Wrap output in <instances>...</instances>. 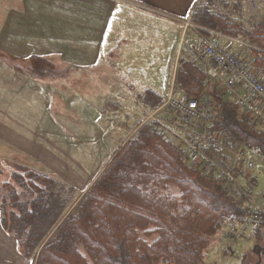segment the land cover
Wrapping results in <instances>:
<instances>
[{
	"label": "trees",
	"instance_id": "16d2710c",
	"mask_svg": "<svg viewBox=\"0 0 264 264\" xmlns=\"http://www.w3.org/2000/svg\"><path fill=\"white\" fill-rule=\"evenodd\" d=\"M215 5L200 1L187 18L225 37L247 36V44L264 48V23L240 28L229 12ZM252 47L246 49L254 58L252 66L264 70V59ZM196 62L182 59L177 68L175 89L183 99L197 97L208 85L206 71ZM39 65L33 68L42 69ZM4 84L0 75V88ZM208 88L214 115L210 133L231 150L243 145L255 163L256 158L264 159L261 122H253L251 114L239 115L234 95L227 92L231 100L226 98L220 84ZM145 97L154 103L152 94ZM8 131L6 122L1 123L4 149ZM169 131L153 120L142 124L70 212L58 183L18 159L13 165L24 171L10 176L17 186L10 188L3 181L0 187L9 200V206L3 205L10 209L6 213L3 207L0 219L10 242L0 231V262L12 257V264H201L212 239L220 235L223 220L245 224L251 199L257 198L252 190L257 186L255 168L236 174L237 185H225L215 176L207 179L201 159L176 137L170 139ZM170 188L173 196L167 193ZM33 194L37 197L32 199ZM261 202L255 240L264 228Z\"/></svg>",
	"mask_w": 264,
	"mask_h": 264
},
{
	"label": "crops",
	"instance_id": "0c3cea01",
	"mask_svg": "<svg viewBox=\"0 0 264 264\" xmlns=\"http://www.w3.org/2000/svg\"><path fill=\"white\" fill-rule=\"evenodd\" d=\"M198 1L101 0L99 5L94 4L83 7L86 13H79L78 10L72 9L74 17L79 18L80 16V21H72V27L76 26L71 29L70 33L72 51L66 55V58L70 59V68L65 69L61 73L66 78H69V82L64 81L59 88H56V90L62 91L64 95L62 97L55 96V100L59 103V101L65 102L69 99L72 122L78 127V131H75L74 134L77 136L86 135L89 138L88 141L92 144L91 151L93 155H95V150L101 151V149L97 148L98 146L105 145L107 141L111 140L110 136L112 134H117L115 130L118 132L122 127L128 126L130 119L123 112L127 109L125 95L128 93V87H131V92L133 93H135V88L126 79L137 80L144 78L150 80L153 73L160 71L159 67L161 69L163 67V73L165 70L166 92L162 93L156 86H152L151 82L138 83L140 89L136 93L141 95H138L136 100L144 104L146 114L144 113L143 115L146 117L135 119L133 125H137V128L151 118V120L172 131L171 126H174V123L171 116L173 115L169 111H165L163 102L170 93L181 95L175 89L177 68L180 60L191 61L183 48L185 45H192L196 41L195 36L190 31H187L183 36V21L187 20L188 13ZM49 18L55 24H58V20H62L61 13L58 10L54 17ZM243 25L249 27L245 22ZM218 35L221 39L225 38V36ZM170 39L173 43L171 45V54L168 55L167 44ZM225 39L221 43L227 52L238 55L243 59L246 58V55L242 54L244 52V44L233 40V38L227 37ZM81 40L86 42L83 43ZM184 42L185 44L182 46ZM131 43L142 45V51H135L134 54H129L121 49L122 44H125L123 47H127ZM77 46H85L86 52H76L80 51ZM195 60L199 62L205 71L207 70L209 61L205 57L200 56L195 58ZM245 61L250 64L247 60ZM257 71L264 79V70L258 69ZM226 78L227 76L223 75V80ZM17 85H20V83L16 77L6 74L4 88H0V93L3 90L6 91V102L0 96V100H2L0 104H6V106H0V124L4 123L2 121L4 119L3 115L6 114L5 118L7 121L5 122L7 126L18 127L17 129H9L7 133V149L16 156L15 158L21 159L22 163H24L23 165L50 175L55 179L56 170L54 168L56 165H52V167L49 164L37 165L40 161L49 157L55 146L53 136L47 137V135H43L41 139L39 137V134H42V132H39L42 125L39 119L43 115L42 110L44 109L41 108L42 105L39 106L35 102V108H32L35 115L38 109V117L29 116L30 107L28 104L32 102L29 103V100L16 94L19 88ZM237 86L236 94L239 97H246L247 93L239 85ZM35 89L39 93H34L33 88L24 85L25 98L45 104L42 101L40 89L36 87ZM205 90L206 86L199 94L205 92ZM151 94L154 96L152 105L145 99L143 101L146 95ZM121 95H124V97ZM235 96L233 102H235ZM111 109L115 111L111 113ZM54 120L58 125L55 132L56 141L63 140L61 129H64V125L56 121V119ZM101 127L104 128L108 139L104 138ZM96 131H101L103 138L93 139ZM126 136L125 134L121 135L118 146L112 148L104 156L101 169H99L97 174L103 171L107 164H110L115 154L127 142L128 138L125 139ZM99 142L102 144H97ZM64 143L66 142L63 141L61 143L58 141V144H60H56L58 151L63 150ZM15 144H18V149L15 148ZM33 144H35V152L31 156L34 151ZM65 145L69 150L72 149L70 143ZM31 158H35L33 162L28 161ZM97 174L87 182L85 189L88 185H91L90 183L98 176ZM10 259L12 257H6V260H3L0 264H12V261H9ZM1 260L2 258H0Z\"/></svg>",
	"mask_w": 264,
	"mask_h": 264
},
{
	"label": "rangeland",
	"instance_id": "374dc122",
	"mask_svg": "<svg viewBox=\"0 0 264 264\" xmlns=\"http://www.w3.org/2000/svg\"><path fill=\"white\" fill-rule=\"evenodd\" d=\"M100 1L101 0H0V75H3L4 83L6 74L16 77L20 83V85H17L19 87V93L16 92V94L29 100V103L32 102L31 104H28L30 107L29 116L34 115V118L38 117V109L36 108L37 114L35 115L32 108H35V102L38 103L39 106L42 105L41 108L44 109L42 110L43 115L39 119V122L42 124L39 131L42 132V134H39V137L41 139L43 135H47V137L53 136L55 146L54 151L51 152L49 157H47L46 160L40 161L37 165L49 164L51 167L52 165H56L54 168L56 170V176L53 181L58 183L57 185L61 189L62 194L65 193L63 196L67 198L68 206H70L67 209V212H70L73 209L78 200L85 194L89 187H91L88 185L85 189L87 182L93 179L99 169H101L100 167L104 156L108 154L112 148L118 146L119 137L123 134L127 135L125 139L128 138L126 142L128 143L134 137L136 131L140 128L141 125L137 128V125H133L135 119L139 117H146L143 115L146 112L144 104H142L141 101L137 102L136 100V97L141 95L140 93H136V91L140 89L138 83L142 84L145 82H151L152 86H156L160 91H162V93L166 92V78L165 70L163 73V67L162 69L159 67L160 71L151 75V81L144 78H139L137 80L128 78L126 80L132 83V85H134L133 88H135V93H133L131 92V87H128V93L125 95L127 109L123 112L130 119L128 126L122 127L118 130V132L115 130L117 134H112L110 136L111 140L107 141L105 145L98 146L97 148L101 149V151L95 150V155H93V152L91 151L92 144L88 141L89 138H87L86 135L77 136L74 134L75 131H78V127L72 122L69 99L65 102L59 101V103H57L55 96L62 97L64 93L60 90H56V88H59L64 81L69 82V78H66L61 73L65 69L70 68V59L66 58V55L70 54L72 51L70 33L71 29L76 27H72V21H80V16L79 18L76 16L74 17L72 9L78 10L79 13H86V10L83 9V7L94 4L99 5ZM200 1L201 3H204L205 0H199L197 3ZM226 1H228V8ZM206 2L210 3V5L217 4L220 10L224 9L229 12L232 16L231 19L237 20V25L240 28L244 26V22L247 23L249 29L255 27L258 28L264 23V0H206ZM194 6L193 8H195ZM57 10L61 13L62 20H58V24H55V22L49 17H54ZM188 19L190 20V18ZM217 39L220 43L221 41L226 40L225 38L221 39V37H218ZM235 39L245 45L243 46L244 52L242 54L246 55L244 60L250 62L248 68L250 72L255 76L258 75L264 81L263 76H261L257 71L260 68L252 66L254 58L250 57L249 55L251 53L246 51L247 48L252 47L247 44V36L241 35L240 38ZM81 42L85 43L86 41L81 40ZM172 43L173 42L170 39L167 44L168 55L171 54ZM124 45L125 44H122L121 49L127 51L129 54H134L135 51H142V45H134V43H131L129 46L123 47ZM77 47L80 48V51L76 52H86L85 46ZM252 48L256 50L257 53H255V55H257L258 58L264 59V48ZM33 64H40L39 66L42 69L37 71V69L33 68ZM24 85L33 88L34 93H39L35 87L40 89L42 101H44L45 104L25 98ZM27 92L32 93L30 91ZM228 95L225 97L231 100V95ZM0 96H2L5 101L6 91L3 90V92L0 93ZM121 96L124 97V95ZM144 99L146 100V97L143 98V101ZM1 102L2 100H0V103ZM0 106H6V104H0ZM66 107L67 109H65ZM111 110V113L115 111L113 109ZM238 112L241 116L247 115L242 111ZM54 119L64 125V129H61L63 132V140L56 141L55 132L57 131L58 125ZM84 120L87 121L86 119ZM2 121H7L5 116ZM146 121H151V118ZM172 122L174 123V127L172 131H169L171 135L170 139L175 141L177 138L184 143L186 147L188 146L192 148V151H195V146L193 143L192 146L190 145L189 139H191V133H199L198 128L190 126L178 117L174 116L172 117ZM186 125L187 127H185ZM17 128L18 127L16 126L8 127V129ZM101 130L103 131L104 138L108 139L103 127H101ZM103 136L101 131H96L93 139H100L103 138ZM58 141L61 143L63 141L66 142L64 143V148L61 151H58L56 148ZM67 143L71 144V150L66 148L65 144ZM97 144L102 143L99 142ZM32 147L34 148V151L31 153V156L35 152V144H33ZM204 147H206L205 144ZM15 148L18 149V144H15ZM204 149L208 152L206 148H203V150ZM208 155L211 156L209 152ZM15 157L16 156L13 155L9 149L0 147V187L2 186L1 183L3 181H7L10 188H13L14 185L17 186V184H15L10 178L11 173H22L24 168L21 166L15 167V165H13L18 161V158ZM34 159L35 158H31L28 159V161L33 162ZM108 165L109 164L106 165L103 171L108 167ZM31 171L32 170H29V172ZM103 171H100L97 175L99 176ZM254 175L257 177V186H255V189L252 190H255L257 198L250 199L251 205H253V203L255 205L253 209L258 212L257 205L259 204V201L264 202V200H262V195L264 194V159L256 158ZM210 176L214 177L215 175H211L209 172H206V178L211 179ZM57 190L58 189H54V191ZM20 191L21 189L18 188L17 192L19 194L21 193ZM173 192V188H170L167 191V193L172 196L174 195ZM28 197L29 195L26 196V198ZM36 197L37 195H32V199ZM8 201L7 194L0 192V219L3 215V203L5 202L7 206H9ZM5 211L7 213L10 209L8 207H4V212ZM255 227V223L248 222V225H244L243 227L239 226V229H242V231L237 237L232 236L225 238L223 235L215 236L209 245L210 247L205 252L206 255H204L201 264H264V228H262L259 238L255 240L253 235V229ZM0 231L1 237L4 238V232L1 227ZM6 240L8 241V239ZM8 244H10L9 241ZM16 264L27 263L22 262Z\"/></svg>",
	"mask_w": 264,
	"mask_h": 264
},
{
	"label": "built area",
	"instance_id": "2783aa9c",
	"mask_svg": "<svg viewBox=\"0 0 264 264\" xmlns=\"http://www.w3.org/2000/svg\"><path fill=\"white\" fill-rule=\"evenodd\" d=\"M190 30L196 41L185 46L189 58L205 57L209 61L207 75L210 86L221 82L227 89L233 90L239 85L246 93V97L236 99L237 107L253 115V121L258 120L264 127V82L258 75H253L248 63L239 56L228 53L218 42L216 34L184 21V31ZM239 42V41H238ZM241 43V42H240ZM223 75L227 78L223 80ZM168 111L177 115L185 123L200 128L199 133H191L190 145L195 146L193 155L201 159L204 171L220 178L225 185H237L236 174L251 171L255 168L254 161L246 153L243 145L231 150L222 144L221 140L210 133L209 127L214 121L212 101L209 94L196 98H177L173 93L167 95L163 104ZM174 126H171L173 129ZM204 144L206 147H204ZM190 148V147H189ZM206 148L211 156L208 155ZM192 151V148H190ZM249 207L245 224L255 223L257 212ZM245 224H242L243 226ZM239 225L240 227H243ZM238 225L230 224L227 220L221 222V235L228 238L238 236L242 229Z\"/></svg>",
	"mask_w": 264,
	"mask_h": 264
}]
</instances>
